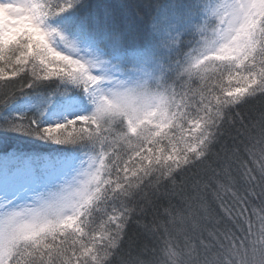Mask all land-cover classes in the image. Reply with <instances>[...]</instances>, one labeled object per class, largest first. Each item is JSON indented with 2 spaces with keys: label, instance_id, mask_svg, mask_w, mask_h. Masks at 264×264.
<instances>
[{
  "label": "snow or ice",
  "instance_id": "1",
  "mask_svg": "<svg viewBox=\"0 0 264 264\" xmlns=\"http://www.w3.org/2000/svg\"><path fill=\"white\" fill-rule=\"evenodd\" d=\"M14 138L64 150L0 151V264H264V0H0Z\"/></svg>",
  "mask_w": 264,
  "mask_h": 264
},
{
  "label": "clouds",
  "instance_id": "2",
  "mask_svg": "<svg viewBox=\"0 0 264 264\" xmlns=\"http://www.w3.org/2000/svg\"><path fill=\"white\" fill-rule=\"evenodd\" d=\"M156 219L162 226L166 225L168 233L173 235L179 242V250L177 251L176 257L173 258L174 264H224V258L229 251L227 245L223 248H211L210 250L202 252L197 262L192 257L186 255L183 251V234L187 231V228L178 227L175 223L170 222L168 218L164 216H158ZM230 226V223L227 221H224L221 225V227L224 228ZM193 235L198 239V232L193 233Z\"/></svg>",
  "mask_w": 264,
  "mask_h": 264
},
{
  "label": "trees",
  "instance_id": "3",
  "mask_svg": "<svg viewBox=\"0 0 264 264\" xmlns=\"http://www.w3.org/2000/svg\"><path fill=\"white\" fill-rule=\"evenodd\" d=\"M54 87V86H53ZM49 91L52 90L50 87L48 89ZM18 149L22 151H35V152H40V153H49V152H54L57 150H64L63 146H58V145H47L39 141H34L30 140L27 138L23 139H10L7 141L6 144H0V151H5V150H11V149ZM76 154H90L87 153V150H84V152H77ZM214 208H216L215 205H213ZM216 212L219 216H223V213L220 212L219 208H216ZM151 217H148L150 219ZM143 236V231L142 229L135 223H133L128 230V234L125 237V243H124V249L125 251L129 250V241H134L135 243H139L141 238Z\"/></svg>",
  "mask_w": 264,
  "mask_h": 264
},
{
  "label": "rangeland",
  "instance_id": "4",
  "mask_svg": "<svg viewBox=\"0 0 264 264\" xmlns=\"http://www.w3.org/2000/svg\"><path fill=\"white\" fill-rule=\"evenodd\" d=\"M75 155L77 156L76 166L79 167L80 160L88 161L89 155H91V154H75ZM85 167H87V164H85ZM62 179L63 178H60V179L56 180L52 185H50V187L54 188L56 185H58L59 183L62 182ZM41 191H45V189L41 188V189H38L36 193L30 194V198L20 201L21 205L32 204L33 200L36 198L37 193L41 192ZM0 203H2V201H0Z\"/></svg>",
  "mask_w": 264,
  "mask_h": 264
}]
</instances>
